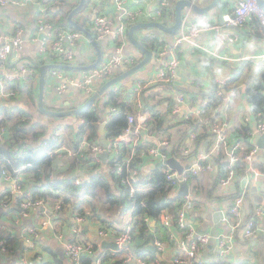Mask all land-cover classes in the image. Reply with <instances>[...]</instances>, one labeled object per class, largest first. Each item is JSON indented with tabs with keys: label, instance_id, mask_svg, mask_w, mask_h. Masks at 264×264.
Instances as JSON below:
<instances>
[{
	"label": "crops",
	"instance_id": "crops-1",
	"mask_svg": "<svg viewBox=\"0 0 264 264\" xmlns=\"http://www.w3.org/2000/svg\"><path fill=\"white\" fill-rule=\"evenodd\" d=\"M28 2L23 5H8L0 6V33L13 34L18 26L23 29V43L20 51L17 52V59L11 58L5 66L0 64V77L6 71L15 70L20 63L28 62L34 63L38 61L39 64L36 66L38 69L30 77L19 81H5V86L2 89L9 88L12 84L22 83L23 87L27 86V90L19 91L18 94L10 99H4L0 95V108L4 104H8V112H15L13 118L7 119L5 123V128L7 129L6 137L9 138L12 134L13 125L21 117H26L24 120H32L37 122L39 125L36 130H44L40 140H47V137H52L56 139L58 136L62 141L58 147L54 148V154L57 153L54 165L59 169L65 168L66 161L70 159L71 152L68 150H75L73 143V138L71 135L76 136V132L79 130L78 121L76 115H63V116H52L39 107V66L48 63H64L61 62L54 53H52V37L49 39V29L40 28L38 17L42 9L45 8L48 18L53 26L52 32L55 34L59 29H76L82 33V37L76 41L72 47L74 53L73 60L67 62L78 68H58L63 69L70 73L71 75L78 78L84 70L82 68L90 63H94L98 58L97 49L91 43L88 34L82 30L71 25L68 20L70 12L77 7L81 0H58L63 4H45L43 0H27ZM197 3L201 2V6L205 7L210 5L212 0H193ZM239 0H221L220 6H214L205 14H207L211 19L219 21L224 13L232 11L237 6ZM127 4L132 9H140L141 13L136 21H130L124 35L120 39H115L112 35H108L103 38H96L94 31V20L95 12L93 10L94 5L103 12L106 13L114 25H118L119 12L116 8L115 0H86L83 8L78 10L73 15V20L80 23L82 27L90 31L94 38L100 41L99 47L102 52L103 58L101 61L105 60L110 55L122 54L124 56H129L134 59L133 64L129 66H121L114 70L113 76L120 75L125 71V67H131L136 63H140L145 58V52L133 44L129 39L128 29L129 27L138 21H164L157 16L150 14V12L159 7L161 0H127ZM60 5V6H59ZM185 16L188 21L191 13L189 9L184 10ZM202 18L201 14L194 13L192 20H200ZM165 22V21H164ZM173 22V21H172ZM169 21V24L172 23ZM54 23H57L56 26ZM148 29V30H147ZM222 32H237L239 33L240 39L236 42L228 41L219 50L222 55L230 57H239L246 54H264V34L261 24L258 19L253 17L249 19L245 26L241 29H233L228 27H223ZM135 36L152 51V57L141 66L134 74L128 76L111 87H109L101 97L97 98L99 103L100 111L102 112V121L108 120L110 118L111 107H105L108 96L113 91L119 101L129 100L131 105V110L134 115H138L144 110H147L149 118L152 115V110L149 106L156 105L159 112L166 114V125H171L168 128L169 134L165 135L168 137L171 143V150H181L187 147L189 140L187 134L189 131V125L184 124L183 114H171V101L174 96L172 90L164 86L162 83H154L145 87L141 93V97L137 98L134 92V80L138 79L141 81L152 80L154 74L157 72L161 65L162 58L158 55V50L163 44H173L175 36H171L156 27H140L136 29ZM215 32L203 31L197 35L191 42H183L180 46L181 48V63H187L188 67L184 70V73H177L175 89L179 91H185L187 94H191L187 91H202V94H197L195 98H204L208 96L209 91H211L219 80L226 76H232L231 83L238 84L234 79L236 75L234 71L243 63H252L250 61H242L238 66L229 65L224 61H217L215 56L209 51L200 48V45L213 49L215 47ZM47 38L48 40V50H41L42 41ZM156 42V46L150 47L148 44H152V41ZM196 43L197 45H193ZM199 45V46H198ZM35 64V63H34ZM253 67L264 71V59L256 65L254 63ZM98 65V64H97ZM55 68H48L46 72V79L44 85V96H43V106L49 110L65 111L72 108H77L84 104L87 98L90 96L81 90H79L74 85H68L65 91L58 90L59 81L51 77V71ZM241 70H239L240 72ZM103 83V82H102ZM100 83L99 86L102 84ZM28 84V85H26ZM243 88H239L237 94L234 95L230 101L228 108L225 111L224 116L231 122L233 128V134H235L236 127L241 123V119L245 116L254 115L259 116L253 110L252 104L249 102L248 94L245 93ZM10 89V88H9ZM28 90H31L33 94H30ZM166 92V93H165ZM107 105V104H106ZM108 106V105H107ZM21 109H26L28 112L21 114ZM156 110V111H157ZM7 114V110L0 111V119L4 118ZM76 120V121H75ZM11 127V129H10ZM106 132V129H105ZM32 135V130L29 132ZM153 132L148 129L143 133V144L144 148L148 150L149 144H155V136ZM257 132L251 139L252 143H256L255 137ZM238 137V136H236ZM44 138V139H43ZM241 138V137H240ZM43 139V140H42ZM29 140V139H28ZM38 141H34L37 143ZM208 141V140H204ZM204 141L202 142L200 149L203 150L207 146ZM257 144V143H256ZM68 149V150H67ZM172 151V152H173ZM85 152L83 151L80 157H85ZM102 157V153H101ZM77 158V157H76ZM177 158V157H176ZM184 158V159H182ZM78 159V158H77ZM180 162L188 164L185 156H180ZM109 155L107 161L104 162L101 158L100 163H92L90 156L87 157L84 162L78 163L75 170L73 171V177L78 179H92L93 176L101 177L107 175L109 172ZM2 163V158H0V165ZM257 167L264 166V156L259 155L258 159L254 162ZM146 169H154L156 163L150 159L145 160ZM161 168L164 167L162 166ZM219 167L215 166L212 171H205L200 173L196 178L192 179L188 185L198 186V192L195 193L194 198L185 203V210L187 216V222L189 225L193 226L198 231H208L213 235L219 233H226L230 229V224L222 220V226L217 227V222L214 220V207H218L222 210H227L229 206L233 203V200L239 193L242 192V180H235L229 185V187H221L219 180L216 182L215 174H217ZM146 170V171H148ZM144 173H147L144 171ZM67 171L57 170V177L55 179L59 180L62 176H66ZM76 175V176H75ZM20 180L23 186V181L26 183L25 192L30 197H32V190L35 189L34 183L31 179V174L27 170H22L20 172ZM65 178V177H63ZM83 181V180H82ZM56 187L52 191L56 194H60L62 197H71L73 201H78L79 199L85 201V215L79 214L70 204L65 207V210H59V208H54L53 198L47 200L45 205H41L35 209L28 211L27 214L20 213L16 209H11L10 205H4L1 203L0 198V239L6 237L8 240L9 250H2L0 247V264H72V261L68 258L65 253V240L73 235V226L79 224L76 220L77 214L84 217L82 221V229L79 233V238L87 241L97 243V250L93 255L97 254V258L102 254H110L113 259L120 258L123 259L122 264H138L137 257H143L146 259L147 264H170L172 258L177 254H184L180 249L178 243L171 238L170 233L175 232V238L180 239L183 235L182 229H177L176 225L171 227H161L157 226L156 219L150 218L151 227L148 230L149 234L156 236V242L162 241L165 243L161 250L158 249L156 242L148 241L144 243L145 238L136 237L133 240V251L134 257L126 261V254L123 252H116L110 246L104 245L103 240H113V235H102L99 233V229L106 228L113 231H122L124 228L134 221L133 207L125 205H112L115 196L109 198L107 192L104 188L97 186L94 192L82 191L76 194V192H71L67 190L64 186ZM0 194L2 192L10 193L13 190L12 182L5 181L0 178ZM24 187V186H23ZM111 188L115 191L114 194L118 193L119 186L113 182ZM151 188L150 185H139V190L142 192H147ZM180 188V187H179ZM178 189L176 191L178 192ZM259 191L258 199H264V196ZM234 195H232V193ZM253 201H249L244 204L241 208V215L243 218L247 219L255 211L256 205L264 204L257 201L251 195ZM53 199V200H52ZM253 203V204H252ZM92 204V205H91ZM78 210V209H77ZM165 214L161 216L162 223L165 219ZM175 223V219L173 218ZM172 221V222H173ZM258 229L253 236H245L240 230L236 236V241L234 249L230 256L224 259V264H264V217H257ZM66 226H69V231L66 233ZM30 229L36 231L35 237L29 232ZM161 235L162 238L159 237ZM214 237V236H213ZM211 238L209 243L200 249L199 257L208 262L216 261L219 258L218 255V245L216 238ZM152 244L156 247L155 251L146 250L145 246ZM64 256V257H61ZM96 260V259H95Z\"/></svg>",
	"mask_w": 264,
	"mask_h": 264
},
{
	"label": "built area",
	"instance_id": "built-area-1",
	"mask_svg": "<svg viewBox=\"0 0 264 264\" xmlns=\"http://www.w3.org/2000/svg\"><path fill=\"white\" fill-rule=\"evenodd\" d=\"M176 0H161L159 7L153 9L150 14L157 16L160 19H164L165 23L173 21L174 16L166 15L163 12V7L173 6ZM27 0H0V6L8 5H23L27 3ZM45 4H63L58 0H43ZM116 8L119 12L118 25L115 26L111 18L106 14L101 12L96 5L92 6L96 14L94 20V31L96 38H103L108 35H112L115 39H120L122 35L125 34L126 29L130 21H136L141 13L140 9H132L127 4V0H115ZM59 5V6H60ZM257 18L260 22L263 34H264V6L258 3V0H239L237 6L234 10L224 13L219 21L211 19L207 14L202 15L200 20L187 22L188 19L184 16L183 28L179 33H177L174 38L173 44H163L158 50V55L162 58V62L157 72L154 74L152 80L146 82L141 80H134V92L136 97L140 98L141 93L145 87H148L154 83H162L164 86L169 87L174 93L171 101V114H183V118L195 119V128L190 129L187 134L189 140V145L182 148L178 152L179 155H174L173 150H170L171 143L166 136H160L154 134L155 144L150 145L147 153L149 159L154 163L159 161H165L170 156H175L178 159L181 156H185L188 164L182 163L184 166L183 170L179 172L177 169H172L168 165H163L167 180L171 182L176 189H178L182 182H187L192 175H199L205 171H212L215 166L218 167L217 162L214 160L217 155L223 154V162L226 163V171L220 177L219 184L221 187H229L237 179L246 178L247 182L243 186L241 193L234 198L233 203L229 206L227 210H223V221L230 224V229L226 233H219L215 236L218 245V255L219 258L216 261L208 262L199 257L200 249L209 243L210 239L214 236L208 231H198L193 226L189 225L187 222L185 203L192 200L196 193L194 185L188 186V193L184 194V201L180 207H177V221L174 223L170 213L165 214V219L163 221L166 227H171L176 225L177 229L183 230L182 237L178 240L175 238V232H171L170 236L174 239L180 249L184 254L175 255L170 264H224V259L230 256L234 249L236 236L238 230H240L245 236H253L258 229L257 217H264V206L256 205L254 215L247 219L243 218L241 215V208L247 203L248 195L247 192L250 191V187L254 185L257 181L259 174H264V166L257 167L255 161L258 159L259 155L264 156V146L260 147L258 144L254 143L248 152L243 155V160L246 162V172L242 176H238L237 170L235 169V164L242 157L241 152H238L240 148L244 145V139L236 137L233 134V126L231 122L224 116L226 109L228 108L230 101L234 95L237 94L240 86H236L233 82L231 83L232 76H226L219 80L214 86L216 94L223 97V102L220 104V109L216 112L214 120H211L209 116H205L206 105L211 101L208 96L202 98H195L197 94L191 93L187 94L185 91H179L175 89L176 78L178 73V68L181 63V48L183 42H191L197 35L203 31H214L215 47L210 49L208 47L200 45L215 56L217 61H224L229 63V65L238 66L242 61H250L258 65L262 59H264V54H246L237 57H230L222 55L218 50L228 41H238L240 39L239 33L237 32H222L223 27L241 29L245 26L247 21L251 18ZM39 27L49 29V39L52 37V53L58 57L61 62L67 63L74 58V53L72 51L73 45L82 37V33L76 29L62 28L53 33V26L49 21L47 12L42 9L40 16L38 17ZM161 21V22H164ZM45 38L41 43V50H48V40ZM23 43V29L18 26L13 34L0 33V64L5 66L6 63L11 59H17V52L21 50ZM193 45H197L193 43ZM199 46V45H198ZM134 59L129 56H124L122 54H115L108 56L105 60L101 61L98 65L84 70L83 73L76 78L67 71L63 69L55 68L51 71V77L59 81L58 90L65 91L68 85H74L82 92L91 95L99 87V84L108 80L113 76L114 70L121 66H129L133 64ZM38 69L34 63L22 62L13 71H6L0 77L1 87L5 86V81H19L30 77ZM213 88V89H214ZM243 88V87H242ZM166 93V92H165ZM18 92L13 89H2L0 95L4 99H10L12 96L17 95ZM115 110V107H111L110 111ZM147 110L142 111L138 115H128L129 125L124 129V131L116 137L107 138L106 146L104 147L101 142L89 141L86 137L81 139L78 149L79 152H83L86 149L90 151V160L92 163L101 162V153L104 149L108 150L109 163L113 158H117L122 150L123 144H131L132 148L129 152L124 154L122 158L115 163L114 166L109 167V172L117 175L122 172L125 166L131 172L130 176L122 179V183H129L130 193L133 195L138 190L139 175L138 169L131 168L127 162L130 161L131 157L135 153V147L139 144H143V133L147 131V120L149 118ZM152 113V112H151ZM161 113V112H159ZM22 119H26L23 117ZM85 123L84 118H79L78 126ZM242 124H249L252 127L251 135L254 136L256 132L264 131V115H259L255 117L254 115L245 116L241 119ZM204 126H208L209 131L212 133L208 141H204L207 146L205 149L195 151V143L197 135L202 131ZM7 129L2 128L0 132V142H4L6 137ZM28 142L24 143L26 146ZM43 144L47 146L48 142L44 140ZM68 150V149H67ZM54 149L48 150V154H52ZM75 150H68L71 152L72 157L77 156ZM184 154V155H182ZM184 159V158H182ZM180 160V159H179ZM32 162L28 161L18 167L16 174H13L8 169L2 170V180L12 182V195L9 198H2L1 203L4 205H16L20 213L27 214L28 211L35 209L41 205H45L47 202L42 198L33 199L28 196L25 192L24 187L21 184L20 172L28 167L32 166ZM50 179L55 180V174L52 172L50 174ZM76 183H80L79 179H76ZM0 194V198H1ZM56 208L60 205L56 202ZM76 220L79 224H75L72 228L73 235L64 244L65 253L68 258L72 261V264H83L82 257L85 253L94 254L95 251L92 250V243L84 241L79 238V233L82 229V221L84 217L81 215L76 216ZM173 221V222H172ZM132 224L129 223L122 231H113L99 229V233L102 235H113L114 241L118 245V251L126 254V261L133 258V237H132ZM29 232L36 236V231L30 229ZM159 250L165 245L162 241H157L155 243ZM0 247L2 250H9L8 240L6 237L0 239ZM9 247V248H8ZM138 264H147L146 259L143 257H137ZM46 264V263H43ZM96 264H106L102 257L96 259Z\"/></svg>",
	"mask_w": 264,
	"mask_h": 264
},
{
	"label": "trees",
	"instance_id": "trees-1",
	"mask_svg": "<svg viewBox=\"0 0 264 264\" xmlns=\"http://www.w3.org/2000/svg\"><path fill=\"white\" fill-rule=\"evenodd\" d=\"M163 12L166 15L174 16V8L173 6L163 7ZM50 21V20H49ZM260 23V22H259ZM56 26L57 23H54ZM152 41V40H151ZM150 47L156 46V42L153 40L152 44H148ZM35 65L39 64L38 61H34ZM239 72L237 69L234 71L236 79H234L238 84L236 86H245V93L248 94L249 102L252 104L253 110L258 115H264V71H260L253 67L252 63H243L238 67ZM28 85V84H26ZM27 86L23 87L22 83L20 84H12L9 86L10 89L25 91L27 90ZM30 94H33L31 90H28ZM194 94H202V91H187ZM209 97L211 101L206 105V112H204L205 116H209L211 120H214L215 116L217 115V111L220 109V104L223 102V97L218 96L216 94L215 88L209 91ZM14 97V96H13ZM108 106H107V105ZM105 107L113 106L115 110L111 111L110 118L107 120L106 123V137L112 138L116 137L121 134L124 129L129 125L128 115H131L135 112L130 111L131 105L129 100L119 101L116 97L115 92L113 91L108 96V100L106 101ZM8 104H4L1 110H7V114L4 118L0 119V132L3 127H5V123L9 118H13L15 116V112H8ZM20 108V107H18ZM152 110V115L148 118L146 124L147 129L150 132L156 133L160 136H165L169 134L168 128L171 125H166V114L159 113L156 108V105L149 106ZM21 114L27 113L26 109H19ZM157 110V111H156ZM217 112V113H216ZM76 118H84L85 123L80 125L79 130L76 132V136L71 135L73 138V143L75 151H77L79 143L83 137H86L89 141L99 142V124L102 121V112L99 108L98 100H95L93 103L86 106L81 112L76 115ZM76 121V120H75ZM184 124L189 125V131L192 128H195L196 121L192 118H184L182 121ZM39 125L37 122H33L32 120H24L22 117L17 120V122L13 125L12 134L9 138H7L4 142H0V158H2V163L0 165V178H2V170L8 169L13 174H16L17 169L19 166L24 164L25 162L31 161L33 164L31 167L26 168L25 170L29 171L31 174L32 182L34 183L35 189L32 190V198H42L44 200H49L50 198L55 199L54 201V208L56 202L60 205L59 210H65L67 204L72 205V207L81 215H85V201L78 200L73 201L71 197H62L60 194H56L52 191L56 187L64 186L67 190L76 192L91 191L94 192L97 186L102 187L106 190L107 195L109 198L115 196L114 201H112V205H125L127 208L128 206L133 207V216L134 221L132 222V237L135 240L136 237L145 238L144 243L148 241L156 242V236L153 234H149L148 230L151 227L150 218L156 219V225L164 227V223L160 219L163 213H170L172 219H175V223L177 221V207L182 205L184 201L183 195H179L176 192V186L171 184L169 180L166 178L165 171L161 167H154V169H146L145 170V160L149 159L148 153L145 151L147 148H144L141 144L135 147V153L131 157L130 161L127 162L129 166L133 169H138L139 175V184L150 185L151 188L147 192H142L140 190L133 193H130L129 183H122V179L127 178L130 176L131 172L128 170L127 166L124 167L120 174L114 175L112 173H108L107 175L96 177L93 176L92 179H79L80 183H76V178L73 177V171L76 168L78 163L84 162L87 157L90 156L89 149H86L85 157H80L81 152L79 150L76 152L75 157L70 156V159L66 161V170L65 168H57L54 163L56 160L57 153H52L47 155L48 149H54L58 147L60 141H62L58 136L55 138L47 137V146L43 144V141L40 140L39 137H42L44 134V130H36ZM32 130V135H30V131ZM188 131V132H189ZM252 127L249 124H239L234 131L236 136L241 137L244 139L245 143L240 148L238 152H241L242 157L238 160L235 164V169L237 170L238 176H242L246 172V162L243 160V155L248 152V149L254 144L251 142L253 135H251ZM212 133L209 131L208 126H204L202 131L197 135L196 143H195V151L199 150L202 142L204 140H209ZM29 139V140H28ZM34 141H38L34 143ZM28 142L26 146L24 143ZM153 144H149L148 147ZM132 148L131 144H123L122 150L119 153L117 158H113V160L109 163L110 167L114 166L117 161H119L124 154L129 152ZM174 155H179L180 151L178 150L173 151ZM184 155V154H182ZM181 156V155H180ZM78 159H77V158ZM215 161L218 164V171L214 177H216V182L220 179V177L226 171V163L223 161V154H219L214 157ZM57 170L67 171L66 176L58 177L61 178L59 180L52 181L50 179V174L54 172L55 179L57 177ZM147 172V173H144ZM198 175L190 176L188 183L196 178ZM65 177V178H63ZM116 183L119 186L118 193L114 194V190L111 188V184ZM26 183L23 181L24 188L26 187ZM196 192H198V186H194ZM1 189V187H0ZM235 192L232 193L234 195ZM12 192L10 193H3L2 197L9 198L11 197ZM248 199L252 202L253 198H251L249 192H247ZM30 196V194H29ZM52 199V200H53ZM253 204V203H252ZM92 205V204H91ZM11 209H18L16 205L10 207ZM78 209V210H77ZM254 213V212H252ZM77 214V215H79ZM106 229V228H104ZM160 238L161 235H159ZM92 250H97V243L92 242ZM120 252V251H116ZM100 257L105 260L106 264H122L123 259L115 258L113 259L110 254H102L100 253ZM83 264H96V260L93 258L92 254L85 253L82 257Z\"/></svg>",
	"mask_w": 264,
	"mask_h": 264
},
{
	"label": "water",
	"instance_id": "water-1",
	"mask_svg": "<svg viewBox=\"0 0 264 264\" xmlns=\"http://www.w3.org/2000/svg\"><path fill=\"white\" fill-rule=\"evenodd\" d=\"M85 1L86 0H81V3L70 12L68 20L71 23V25L75 26L76 28H78V29L82 30L83 32H85L86 34H88L90 37L91 43L97 49V52H98L97 60L94 63H90L87 66L82 67V68L88 69V68H92V67L96 66L97 64H99L103 58V55H102V52H101L100 47H99L100 41L97 40L96 38H94L93 34L90 31L86 30L84 27L81 26L80 23L76 22L72 18L75 12H77L78 10L83 8V6L85 5ZM220 1L221 0H212L210 5L203 7L200 5L201 2L197 3L193 0H176L173 4L174 19H173L172 23L169 24V23L161 22L159 20H154V21H149V22L138 21V22L133 23L128 29V36L134 45H136L137 47H139L140 49H142L145 52L144 60L141 61L140 63L134 64L131 67H128V68L125 67V71L123 73H121L120 75L112 76L108 80L104 81L95 90V92L87 98L85 103L80 105L77 108H72V109L65 110V111L46 109L43 106V96H44V85H45V79H46V72H47L48 68H78V67H76L72 64H68V63H48V64L40 65L39 66V70H40V73H39V107H40V109L42 111L52 115V116H57V117L63 116V115H73V114L77 115L86 106L93 103L97 98L101 97L102 94L109 87H111L112 85H114L118 81L134 74L141 66H143L152 57V51L135 36L134 33H135L136 29H138L140 27H156L159 30H162L166 33H169L171 36H174L177 33H179L181 31V29L183 28L184 16H185L184 10L185 9H189V13L192 14V15H190V17H188L189 21H187V22L191 23L193 21L192 18H193L194 13L204 15L207 11H209L214 6H220ZM258 3L260 5L264 6V0H258ZM187 67H188L187 63H185V62L180 63L179 68H178V73L183 74L184 70H186ZM106 123H107V121L103 120L99 124V139H100L101 144L104 147L106 146V132H105ZM255 141L260 147L264 146V131L263 132H260V131L257 132L256 137H255ZM169 149L171 150V147ZM107 157H108V150L104 149V151L102 152V159L104 162L107 161ZM163 165H168L172 169H177L179 172H181L184 168V166L182 165L180 160L178 158H176L175 156H170L165 161H159L158 163H156L155 166L162 167ZM246 182H247V179L244 178L242 180V186H244L246 184ZM188 186L189 185L187 182H182L180 185V188L178 190V194L179 195L187 194L188 193ZM261 190H264V174H259L257 177L256 183L250 187V192H251V195L254 197V199H257V201L262 202L264 204V199L260 200V199H258V196H257L259 194L258 192ZM261 193L264 196V191ZM214 210H215L214 220L217 222V227H220V226H222V219H223L224 211L218 207H214ZM68 231H69V226H66V233H68ZM215 236L216 235H214L213 238H215ZM68 240H69V238H67L65 240V243ZM104 245L110 246L111 248H113L115 250H118V248H119L117 243L113 240H103V246ZM145 249L150 250V251H155L156 247L152 244H149V245L145 246ZM61 257H64V256L61 255ZM93 258L96 259L97 254L93 255Z\"/></svg>",
	"mask_w": 264,
	"mask_h": 264
},
{
	"label": "clouds",
	"instance_id": "clouds-1",
	"mask_svg": "<svg viewBox=\"0 0 264 264\" xmlns=\"http://www.w3.org/2000/svg\"><path fill=\"white\" fill-rule=\"evenodd\" d=\"M99 142H100V140H99ZM48 150H51V149H48ZM47 152H48V151H47ZM139 185H140V184L138 183V188H139ZM138 190H139V189H138ZM138 190H137V191H138ZM175 191H176V190H175ZM176 192H177V191H176ZM183 195H184V194H183ZM96 259H97V258H96Z\"/></svg>",
	"mask_w": 264,
	"mask_h": 264
}]
</instances>
